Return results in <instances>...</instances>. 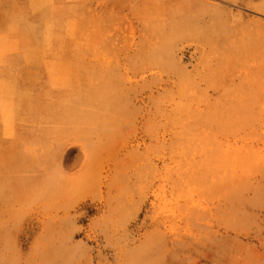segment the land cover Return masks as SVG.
<instances>
[{"label": "rangeland", "instance_id": "obj_1", "mask_svg": "<svg viewBox=\"0 0 264 264\" xmlns=\"http://www.w3.org/2000/svg\"><path fill=\"white\" fill-rule=\"evenodd\" d=\"M0 264H264V0H0Z\"/></svg>", "mask_w": 264, "mask_h": 264}]
</instances>
